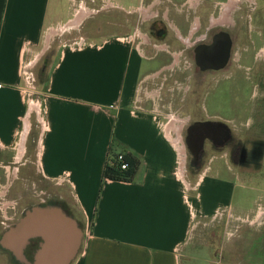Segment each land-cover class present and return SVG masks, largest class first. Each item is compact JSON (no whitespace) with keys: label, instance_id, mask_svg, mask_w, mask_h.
<instances>
[{"label":"crops","instance_id":"obj_1","mask_svg":"<svg viewBox=\"0 0 264 264\" xmlns=\"http://www.w3.org/2000/svg\"><path fill=\"white\" fill-rule=\"evenodd\" d=\"M236 1L242 0H134L130 8L140 20L135 31L98 34L85 27L89 13H100L94 3L100 2L104 11L124 7L121 1L0 0V156L8 158L0 162L12 169L23 154L31 153L23 163L27 170L20 169L11 184L20 179V185H53V197L28 212L60 208L80 226L68 203L77 206L85 228L68 264H221L201 238L205 227L215 228L223 220L227 230L232 217L239 216L251 230L264 219L262 207L255 205L264 196L248 206L241 193L237 201L238 187L247 182L259 183L254 188L264 192V182L243 165L245 149L231 161L226 147L204 145L205 165L198 167L202 159L194 153L197 167L180 174L186 147L179 126L175 137L156 111L137 100L143 79L153 72L146 61L167 49L166 43L151 42L143 31L145 22L160 18L175 40L186 41L202 23L222 25L216 21L229 10L231 16ZM79 3L84 6L75 12ZM81 23L83 30L74 40L85 38L86 46L53 39ZM41 57L48 73L42 91L43 128H37L31 148L29 121L39 105L28 100L23 68ZM119 152L139 160L132 181L104 176L110 156ZM36 241L34 256L25 257L24 249ZM46 242L41 233L31 235L19 264L38 263ZM65 248L66 243L51 249ZM55 257L43 256L40 264H56Z\"/></svg>","mask_w":264,"mask_h":264},{"label":"rangeland","instance_id":"obj_2","mask_svg":"<svg viewBox=\"0 0 264 264\" xmlns=\"http://www.w3.org/2000/svg\"><path fill=\"white\" fill-rule=\"evenodd\" d=\"M119 1L124 4V7H109L104 11L100 10V2L94 3L98 5L93 4L94 8H97L100 13L96 15L94 11L91 14L89 13L87 17H91L86 21V30H91L98 34L132 33L135 31L140 25V20L138 13H132L133 8H130L134 0ZM256 1H236V11L231 13V16L229 14L226 15L229 16L228 20H235L237 22L236 27L232 29L234 47L239 54L237 58L240 59L242 57L240 52L244 55L241 62L237 61V66H234V71L229 76L219 77L215 82L213 81L208 87L204 86V88L199 87L198 84L193 82L194 85L190 94L175 89L173 92L174 96L171 97L174 99L172 104L169 100L166 101L167 98H170L166 88L165 90H161L159 87L147 89V84L145 83H142L139 88L138 103L143 107L156 111L164 128L167 125V129H169L170 126L173 135L177 137L178 134L175 127L183 125L180 133L187 143L186 151L182 155L184 157V161L182 159V169H184L183 173L185 176L187 169L191 171V169L197 167L194 161V159L196 160L195 154L189 148L187 141V128L194 123L195 125L202 123L203 121L201 120H196V122L194 118H200L201 112L205 111L209 115L219 114L225 118V120L213 118L215 121H209L212 124L211 126H219L221 124L223 125L222 127H225V130L228 131L229 129L232 133V141L224 143L231 161H233V157L237 158L240 151L242 152L245 149L244 154L246 158L244 162L246 164L244 163L243 165L252 168L256 176L264 182V0H258V4ZM82 6L79 3L75 7L77 9L75 12H78ZM163 6L164 4L160 6V10ZM173 10L175 12V9ZM216 13H218V10ZM151 21H146L142 26L143 31L150 34L151 42L159 45L171 43L173 49L183 47L182 42L174 39L171 29L162 19L159 18L156 21ZM83 23L70 32L66 31L61 32L59 35L55 34L53 39L56 41L62 40L68 44L72 43L74 35L81 34ZM159 30H163V34L158 35ZM97 37L99 36L97 35ZM165 47L167 46L165 45ZM150 52L152 53V51ZM43 60V57H41L32 68L34 88L28 92V100L33 102V99L34 103L39 105L38 108L34 107L32 109V116L29 121L30 129L33 128L29 141L31 148L37 134L36 130H38L39 126H42L44 118V114L40 111V106L43 108L42 91L48 73L44 70ZM145 64L146 67L155 68L160 65V61L159 59L147 60ZM177 77L178 80H182L181 76ZM210 81L212 80L210 79ZM191 114L193 115V120L187 119L186 116ZM171 122L174 124L171 125ZM205 141L206 146H210L211 136L207 137ZM0 158L4 162L8 161L5 155L0 156ZM25 158L26 160L31 158V153H26ZM206 158L200 160L198 167L202 168L205 165L207 162ZM236 161L237 163L239 162L237 159ZM23 165L17 161L12 169L10 166H7L6 169L0 168V264H18V260L4 247L1 241L3 235L6 233L5 226L7 225L4 222H7L9 225L12 224L11 221H6V217L17 214L15 218L17 221L25 209L33 204L40 203V198H45L44 196L48 200L55 193L51 184L20 185V179H14V182H17L12 185V177L18 176L20 169L22 172L23 170H27L24 167L25 165ZM238 182L241 181L238 180ZM257 186H260L257 182L253 184L247 182L246 186H239L237 201H239V195L242 193V195L245 194L244 196H246L247 205H253L255 198L259 196L258 199H260L261 196H264L263 191L258 192L254 188ZM43 191L47 195H42ZM68 204H70L73 213L78 218L80 224L78 227L82 231L81 233L84 234L83 229L85 226L77 206L71 201ZM255 205L258 210L262 207L264 211V201H258ZM239 218V216L232 217L227 225V230L224 227L225 221L223 220L215 222V228L205 227V233L203 232L204 235L201 238L204 239L207 248L211 250L210 255L214 256L215 259L220 258L221 264H230L232 262L236 264H264V260H260L261 253L264 257V219L259 220L257 225L249 230L248 226H245Z\"/></svg>","mask_w":264,"mask_h":264},{"label":"flooded vegetation","instance_id":"obj_3","mask_svg":"<svg viewBox=\"0 0 264 264\" xmlns=\"http://www.w3.org/2000/svg\"><path fill=\"white\" fill-rule=\"evenodd\" d=\"M228 14L229 13L225 14V16ZM225 16L224 19L228 20L230 14L229 16ZM222 19L223 16L220 20L218 19V21H216V23H222V25H210L202 23L199 27L198 33L190 37L189 40H178L183 44V47L180 49H173L171 43H166L167 49L157 50L155 54H153L152 59H159L160 65L152 68L153 72H151L152 74L150 78L146 77L143 79L142 83L147 84L146 88L150 89L152 87H159L161 90H165L166 88L170 96V98H167L166 101L169 100V102H171L172 104L174 99H172L171 97L174 96L173 92L175 91V89H179L183 92L185 91L187 94H190L193 89V82L198 84L199 87L204 88V86L208 87V85L213 81L215 82L219 77L227 75L229 76V74L234 71V66H237V61L241 62L244 55L242 52H240V54H242V57L240 59L237 58L239 54L236 52L237 50L234 47V36L232 34V29L236 27L237 22L235 20L228 22L223 21ZM224 22L226 23L224 24ZM157 34H163V30H159ZM177 76H181L182 80H178ZM210 79L212 81H210ZM181 101L183 100L181 99ZM200 115V118H194V120H201L203 121L202 123L207 121H215L213 120V118H220L222 120H225V118L221 117L219 114L209 115V113L205 111H202ZM186 117L189 120H193L192 114L187 115ZM194 125L195 123L193 125H189V128H187V139L189 140L188 143L190 149H197L198 139L201 134H207L208 137L211 136L210 142L212 146H225L224 143L232 141V133L229 129L228 131L225 130V127H222L223 125L221 124H219V126H210L209 131L203 130L199 133L197 129H192ZM182 127L183 125H179L180 135ZM183 139L185 147H187L186 140L184 137ZM204 145H206V141H204ZM199 155L201 159H203L205 153L203 154L201 151ZM25 156L26 154H23L22 159L19 161L22 164L24 163ZM2 167L6 169L7 165L0 162V168ZM42 199L43 198H40V203L33 204L29 208L25 209V211L22 212V215L17 221L15 220L17 214H15V216L6 217V221H11L12 224L9 225L7 222H4L7 225L5 226V232L22 221V219L28 213V210L33 208L35 205H40L48 201L47 199ZM38 243L39 241L31 242L28 247L24 249V256L32 258L34 256L33 253L36 250ZM15 247L16 249H18V245H16ZM6 249L14 255L19 264L20 257L16 255V253L19 252L16 250L15 253L9 248Z\"/></svg>","mask_w":264,"mask_h":264},{"label":"water","instance_id":"obj_4","mask_svg":"<svg viewBox=\"0 0 264 264\" xmlns=\"http://www.w3.org/2000/svg\"><path fill=\"white\" fill-rule=\"evenodd\" d=\"M210 126V122H204L194 125L192 129H197L199 133L203 130L209 131ZM207 137V134H201L198 139L197 149L191 148V151L199 155ZM37 233H41L47 242L44 245V249L40 252L39 260L36 264H40L42 257L48 254L56 255L55 258L58 260L56 264H68L75 255L82 236L77 223L67 217L62 209L56 207H40L28 212L22 221L10 228L3 235L1 241L6 248L13 250L15 253L17 250L19 253H16V255L22 257V250L26 241L31 235ZM14 240L17 244L14 243ZM64 243H66L64 252H61L64 248L60 252L56 250L55 252L52 251L53 244L64 246ZM16 245H18V249H16Z\"/></svg>","mask_w":264,"mask_h":264},{"label":"trees","instance_id":"obj_5","mask_svg":"<svg viewBox=\"0 0 264 264\" xmlns=\"http://www.w3.org/2000/svg\"><path fill=\"white\" fill-rule=\"evenodd\" d=\"M124 153L126 154V160L129 162V167L123 169L120 162L117 160L118 153H113L109 158L104 172L106 179L115 181H132L139 167V160L130 153Z\"/></svg>","mask_w":264,"mask_h":264},{"label":"built area","instance_id":"obj_6","mask_svg":"<svg viewBox=\"0 0 264 264\" xmlns=\"http://www.w3.org/2000/svg\"><path fill=\"white\" fill-rule=\"evenodd\" d=\"M87 40L85 38H80L78 40H74L72 43L69 44V46L71 47H75V48H82L84 46L87 45ZM34 67V64H25L24 65V68H23V74H24V79H25V83H26V88H27V91L29 92L32 88H34V83H33V78H32V68ZM30 103V102H29ZM40 111H43L41 109V106H40ZM183 159V157H182ZM117 160L118 162H120L121 164V167L123 169H127L129 167V162L126 160V154L124 152H119L117 154ZM182 165V160L180 162V166ZM178 172L181 174L183 171H182V167H180V169H178ZM220 215H223V212H220L219 213Z\"/></svg>","mask_w":264,"mask_h":264},{"label":"bare ground","instance_id":"obj_7","mask_svg":"<svg viewBox=\"0 0 264 264\" xmlns=\"http://www.w3.org/2000/svg\"><path fill=\"white\" fill-rule=\"evenodd\" d=\"M67 28V27H66ZM14 243H15V241H14Z\"/></svg>","mask_w":264,"mask_h":264}]
</instances>
